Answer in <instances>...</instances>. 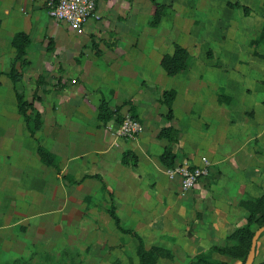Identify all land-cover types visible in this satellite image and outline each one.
<instances>
[{
  "label": "crops",
  "instance_id": "crops-1",
  "mask_svg": "<svg viewBox=\"0 0 264 264\" xmlns=\"http://www.w3.org/2000/svg\"><path fill=\"white\" fill-rule=\"evenodd\" d=\"M171 1L179 13L181 0ZM208 1L207 8L218 5L225 11L216 39H243L247 60L239 58L242 50L235 42L200 52L206 58L203 69L195 72L191 62L189 70L181 71L182 91L169 88L176 92L171 123L160 101L168 90L160 60L178 42L143 29L153 14L151 0H102L97 4L100 20L89 21L81 35L49 17L47 0H0V263L9 247L27 246L20 238L10 239L9 228L14 232L30 216L27 228L44 232L47 224L40 218L47 216L55 232V218L97 215L100 200L114 204L121 224L137 232L146 246L171 251L192 247L195 240L203 245L207 236L217 238L246 222L241 202L264 193V52L258 51L263 44L254 42L264 20V0ZM255 5L262 9L259 16ZM201 8L193 1L191 21L198 27ZM179 24L181 14L171 19L169 29ZM18 32L30 39L22 65L12 46ZM231 61L246 63L238 77L224 74ZM13 66L21 73L16 83L7 75ZM256 89L262 95L253 100ZM237 91L240 100H235ZM16 92L32 100L40 114L34 136L17 109ZM102 99L113 110L123 105L122 116L136 115L141 133L134 139L117 137L107 128L116 127L114 120H98ZM233 113L250 119L246 138L235 147ZM169 125L179 130L172 145L175 164L196 165L205 158L212 163L209 175L184 196L179 180L169 179L159 160L167 142L158 133ZM38 143L54 156V166L40 161ZM126 152L136 160L123 162ZM27 206L35 210L20 212Z\"/></svg>",
  "mask_w": 264,
  "mask_h": 264
},
{
  "label": "rangeland",
  "instance_id": "rangeland-1",
  "mask_svg": "<svg viewBox=\"0 0 264 264\" xmlns=\"http://www.w3.org/2000/svg\"><path fill=\"white\" fill-rule=\"evenodd\" d=\"M156 1L162 2L164 0ZM193 1L198 3L200 6H203L199 13V27L191 21V5ZM239 1L243 2L245 0ZM185 2H188V4H185ZM185 2L184 0L180 1L181 6L178 9L179 13L177 14H181L183 24H179L177 28L174 27L172 30L169 29L171 19L175 18L177 15L175 10L172 8L171 1L169 5L160 3L165 7H163L161 18L155 26L150 24L155 12V5L153 4V14L148 21L149 23L147 22L144 24L143 29L145 31L170 35L175 42L186 46L191 53L190 64L192 62L195 65L193 68L196 70L195 72L202 70L203 65H205L203 62L206 58L201 56L199 53L201 52L204 55L208 47H214L218 44L227 45L229 42L230 44H233L234 42L237 43L236 45L238 49L242 50V54H239V58L247 60V55L244 52L246 44H244L243 39L237 38L236 40L232 39L231 41L228 39L223 40V38L216 39L218 35H221L224 28L223 25H225V11L222 8L218 5L214 8H207L209 4L208 0H185ZM254 9L256 15L259 16L262 9L257 6L254 7ZM232 13L234 14L235 12L233 11ZM262 13L264 14V11ZM166 15L168 16L163 21V24H159L162 17H165ZM197 32H199V35H197ZM258 51L264 52V45H259ZM237 57L238 56L235 58ZM230 63L229 71H225L224 74H228L229 76L231 75V77H238L237 75L240 74L239 71L245 69L246 63L244 62L237 64L236 61H231ZM189 69L190 65L188 67V70ZM183 73L184 72H180L176 76L168 75V78L164 83V87L167 89L174 88L179 92L182 91L185 82L182 78ZM237 94L238 95H235V100H240V91H237ZM261 95L262 91L260 89H256L253 90L251 97L254 100L258 99ZM182 116L184 119L182 124L184 128H186V116L183 114ZM233 120L235 122L233 123L231 129L233 131V135L236 134V136L234 135L233 143L231 145L235 147L239 143L241 144V142H243L244 137L246 138V135L243 132H245V126L248 123L247 121L250 119L248 120V116H241L240 114L233 113ZM98 202H100V208L97 215H75L55 218V224H57V227L59 228L55 232L51 229V223H49L48 220L50 217L47 216H42L40 218L47 224H44V232L41 230L39 231V229L35 230L36 226L33 225L31 228H27L29 226V220H31L30 216L27 217L28 221L20 222L14 232H12L9 228V238L11 239L14 237V240L20 238L22 239L21 242L25 241L27 246L23 247V244L20 243V246L18 247H9L6 249V260L0 264H139L138 257L136 255V238L129 233L122 232L114 223L108 212L111 203L107 201L105 204V201L102 200ZM104 206H107L106 211L103 209L105 208ZM34 210L35 208L27 206L25 210H23V208L20 209V212L29 214V212H33ZM35 220L36 219H32V222L35 223ZM120 225L126 228L121 224V222ZM233 227L234 226L230 227L231 231L226 229L225 231L219 233L220 235L217 238H209V236H207V241L203 245L199 244L200 241L197 242L195 240L192 247L187 248L185 246L186 248H180L178 251H171L170 249L163 247L168 250L169 253L161 255L157 259V264H191L195 255L207 252L212 244L232 246L233 243L227 242L226 237L234 230ZM27 229H29V232H27ZM33 229L35 231H33ZM208 235H211V233H208ZM40 239L41 242L37 243L36 241H40ZM146 247L148 248L150 246ZM239 253L240 250L235 248L232 250L231 255L214 253L213 258L226 261L228 264H239ZM263 258L264 235L258 239L256 261H260Z\"/></svg>",
  "mask_w": 264,
  "mask_h": 264
},
{
  "label": "trees",
  "instance_id": "trees-1",
  "mask_svg": "<svg viewBox=\"0 0 264 264\" xmlns=\"http://www.w3.org/2000/svg\"><path fill=\"white\" fill-rule=\"evenodd\" d=\"M151 1L155 5V12L152 20L150 21V24L155 26L158 24L163 12V7L165 6L163 4L157 3L155 0ZM53 2L56 3L57 0H53ZM234 4L238 5L237 3ZM243 9L244 11L247 10L245 6H243ZM29 42L30 39L24 32H18L12 38V46L15 51V61L19 62L20 65L25 64V62L27 61L25 55ZM254 42L264 45V20L262 23L259 38ZM190 59L191 56L188 50L182 45L175 43L172 54H164L160 60V64L167 75L174 76L179 72L188 69L190 65ZM7 75L13 83H16L21 78V73L18 72L15 66L10 68V70L7 72ZM40 78L41 77H39V79L37 80V87L41 84ZM36 93L37 92L35 90V96ZM175 95L176 92L173 89L163 90L160 99L161 103H163L167 108L165 118L171 123L174 121L172 103ZM15 96L17 109L22 115L30 134L34 136L35 131L41 124L40 114L34 109L32 100L26 99L23 94L18 92L15 93ZM122 106L123 105H119L113 110L108 106L107 102L102 99L98 105V120L103 124L111 120H114L116 124H119L122 119V115L119 112ZM130 109L133 111L132 106H130ZM133 116L136 117V115ZM158 137L165 139L167 142L164 146L163 152L159 155V160L165 167H173L176 162V155L172 152V145L178 142L179 130L172 125L162 127L158 133ZM36 153L41 162L50 166H54V156L40 143L36 145ZM128 157H130L131 159L135 158L136 160V157H133L132 153L126 152L123 155V162H126ZM241 205L247 212L246 222L242 226L236 227L226 237V241L233 243V245L221 246L213 244L209 247L207 252L195 255L191 261V264H228L226 261L214 259L213 254L218 253L223 255H231L232 250L235 248L240 250L239 264H242L245 261L254 231L264 224V193L259 197L247 198L246 200L241 202ZM108 212L114 223L122 232L129 233L136 238V255L138 257L139 264H157V259L161 255L169 253L168 250L158 245H152L147 248L142 237L139 234L131 229L122 227L120 225V219L115 212L114 204L110 205ZM263 235L264 232L260 235L259 238H261ZM257 249L258 240L255 247V257L252 264H264V258L260 261H256Z\"/></svg>",
  "mask_w": 264,
  "mask_h": 264
},
{
  "label": "built area",
  "instance_id": "built-area-1",
  "mask_svg": "<svg viewBox=\"0 0 264 264\" xmlns=\"http://www.w3.org/2000/svg\"><path fill=\"white\" fill-rule=\"evenodd\" d=\"M102 0H47V14L56 21L66 23L68 28L76 35H81L91 20H100L97 4ZM117 137L134 139L142 131L141 122L131 113L122 116L121 122L112 127L107 124ZM212 163L209 159H203L200 164L192 165L186 162L176 163L173 167H167L165 174L171 180L180 182V194L182 196L193 189L200 179L209 175Z\"/></svg>",
  "mask_w": 264,
  "mask_h": 264
},
{
  "label": "water",
  "instance_id": "water-1",
  "mask_svg": "<svg viewBox=\"0 0 264 264\" xmlns=\"http://www.w3.org/2000/svg\"><path fill=\"white\" fill-rule=\"evenodd\" d=\"M263 232H264V224L261 225L260 227H258L254 231V234H253L252 239H251L249 251L247 253V256L245 258V261L242 264H252L253 263L254 257H255V247H256V243H257L258 238L260 237V235Z\"/></svg>",
  "mask_w": 264,
  "mask_h": 264
}]
</instances>
